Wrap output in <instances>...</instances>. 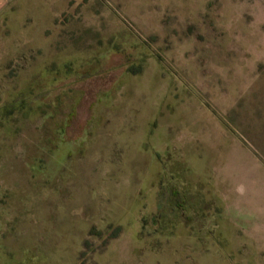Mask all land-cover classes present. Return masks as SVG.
<instances>
[{
  "label": "rangeland",
  "instance_id": "rangeland-1",
  "mask_svg": "<svg viewBox=\"0 0 264 264\" xmlns=\"http://www.w3.org/2000/svg\"><path fill=\"white\" fill-rule=\"evenodd\" d=\"M0 264H264V0L12 1Z\"/></svg>",
  "mask_w": 264,
  "mask_h": 264
},
{
  "label": "crops",
  "instance_id": "crops-1",
  "mask_svg": "<svg viewBox=\"0 0 264 264\" xmlns=\"http://www.w3.org/2000/svg\"><path fill=\"white\" fill-rule=\"evenodd\" d=\"M14 0H0V13Z\"/></svg>",
  "mask_w": 264,
  "mask_h": 264
}]
</instances>
